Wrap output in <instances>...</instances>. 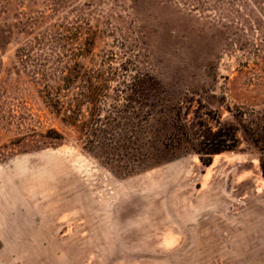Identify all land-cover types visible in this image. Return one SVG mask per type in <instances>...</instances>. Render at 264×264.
<instances>
[{
  "label": "rangeland",
  "instance_id": "1",
  "mask_svg": "<svg viewBox=\"0 0 264 264\" xmlns=\"http://www.w3.org/2000/svg\"><path fill=\"white\" fill-rule=\"evenodd\" d=\"M263 164L264 0H0V264H264Z\"/></svg>",
  "mask_w": 264,
  "mask_h": 264
},
{
  "label": "trees",
  "instance_id": "2",
  "mask_svg": "<svg viewBox=\"0 0 264 264\" xmlns=\"http://www.w3.org/2000/svg\"><path fill=\"white\" fill-rule=\"evenodd\" d=\"M61 78L62 80L66 79L65 75H62ZM65 87H67V90L70 89L69 86H64L59 83L54 87L56 91H54L53 89L51 94L53 93V95L57 96V98L64 96V99L60 98L61 104L62 106L65 105L64 108L67 107V110H71L73 97H70L67 92H59V89L61 90ZM84 95L90 96L87 92ZM179 122L180 126L174 132V137H177V143L175 146H182L183 148H185V150L191 149L198 152L203 163L208 164L211 161L212 154L223 150L232 149L237 145L238 136L236 135V131L233 128H224L220 125L214 128L205 120L203 115H200V119L198 122L201 126L204 127V129L194 139H190L188 137L186 127L188 126L189 120L184 118L180 119ZM262 171L264 175V164L262 165Z\"/></svg>",
  "mask_w": 264,
  "mask_h": 264
}]
</instances>
